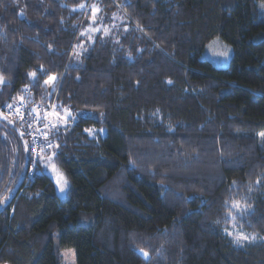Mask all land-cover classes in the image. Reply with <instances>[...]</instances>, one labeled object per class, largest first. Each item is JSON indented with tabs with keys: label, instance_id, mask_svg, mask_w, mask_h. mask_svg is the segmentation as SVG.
<instances>
[{
	"label": "trees",
	"instance_id": "1",
	"mask_svg": "<svg viewBox=\"0 0 264 264\" xmlns=\"http://www.w3.org/2000/svg\"><path fill=\"white\" fill-rule=\"evenodd\" d=\"M88 1L0 0V264H264V0H100L127 28L75 58ZM216 38L227 67L203 57ZM22 100L76 115L44 154L65 199L9 116ZM233 201L256 241L225 233Z\"/></svg>",
	"mask_w": 264,
	"mask_h": 264
},
{
	"label": "rangeland",
	"instance_id": "2",
	"mask_svg": "<svg viewBox=\"0 0 264 264\" xmlns=\"http://www.w3.org/2000/svg\"><path fill=\"white\" fill-rule=\"evenodd\" d=\"M83 6V7H82ZM81 9L85 10V14L87 19L85 25L81 31V37L78 40L77 47L74 53L75 58H80L82 53L87 48L88 44L93 43L99 34H103L106 36H110L112 34H116L118 30H124L127 28V19L121 10L112 11L110 14L104 10L100 0H89L85 2L83 5L80 6ZM260 10H261V19H264V3H260ZM233 55L232 46L226 43L224 40L220 38L214 39L206 48L203 57L212 60L216 65L221 67H227L230 65L231 58ZM42 105L41 112L49 115V119L56 125H67L74 117L76 116L75 113L71 109H65L64 111L58 110L54 105L55 103L52 102L50 107L43 105L41 102H37ZM8 113L11 118H16V120L21 121L23 124V119L20 120L14 115V106L12 105L8 108ZM24 126V125H23ZM24 132L26 137H28V131L24 127ZM91 134L96 136L98 134V130L92 129L90 130ZM102 134L106 133V129H100ZM52 135V134H51ZM54 147L44 148L39 156L41 157V161L43 166L47 169L48 173L53 178L55 185H56V192L61 199L67 198L68 191L70 188V182L66 176V174L60 169V167L56 164L54 156L51 155H44L45 153L50 152L53 150ZM51 158V159H49ZM35 171H37L36 162ZM33 166V163H32ZM54 166V168H53ZM55 169V170H54ZM64 181H67V184H64ZM61 188L64 190L61 191ZM233 214L239 215L235 213L233 210ZM237 224V228L233 229L232 224H229V231L233 232L231 235L232 239L236 231H242L244 234L249 236V239L243 241L239 245H242L246 242H253L256 241V236L247 232L239 222L235 221ZM254 237V239H252ZM258 240V239H257ZM63 261L62 264H77V253L74 248H66L62 250Z\"/></svg>",
	"mask_w": 264,
	"mask_h": 264
},
{
	"label": "built area",
	"instance_id": "3",
	"mask_svg": "<svg viewBox=\"0 0 264 264\" xmlns=\"http://www.w3.org/2000/svg\"><path fill=\"white\" fill-rule=\"evenodd\" d=\"M41 108L43 107L39 103L27 100H22L14 106V116L24 120L23 125L28 131L30 152L34 158H37L44 148H49V143L52 147L54 145L50 138L55 122L49 119V115L42 113ZM34 163L28 170L29 178L36 173Z\"/></svg>",
	"mask_w": 264,
	"mask_h": 264
},
{
	"label": "snow or ice",
	"instance_id": "4",
	"mask_svg": "<svg viewBox=\"0 0 264 264\" xmlns=\"http://www.w3.org/2000/svg\"><path fill=\"white\" fill-rule=\"evenodd\" d=\"M31 75L34 77L35 73H32ZM50 79H55V78L52 77ZM0 83H4L2 78H0ZM7 107L10 108L11 105H8ZM260 135L262 137H264V133H261ZM25 147H27V142H25ZM48 147H52V145L49 143ZM49 159H51V158H49ZM53 168H54V166H53ZM259 182L260 181L257 180V184H259ZM233 183L235 184V182H233ZM64 184L66 185L67 181H64ZM63 190L64 189L61 188V191H63ZM226 204H227V202H226ZM233 210L235 211V213H238L240 217H244L246 215V213H247V205L245 203H242L241 201H233L231 203V205L229 206L228 219H230L233 222V224H232L233 229H236L237 228V224L235 223V221H237V216L235 214H233ZM224 231H225V233L227 235H230V236L233 235V232L229 231L227 228H225ZM248 239H249L248 235L244 234L242 231H236L235 234H234V237H233V242L237 243V244H240L243 241H246ZM252 239H254V237H252ZM141 251H142V253L144 255V258L148 259L149 258V254L147 252L143 251V250H141Z\"/></svg>",
	"mask_w": 264,
	"mask_h": 264
},
{
	"label": "water",
	"instance_id": "5",
	"mask_svg": "<svg viewBox=\"0 0 264 264\" xmlns=\"http://www.w3.org/2000/svg\"><path fill=\"white\" fill-rule=\"evenodd\" d=\"M24 180H25V177H22V178L20 179L19 183L16 185V187H15V189H14V195H13L12 198H14V196H16V195L19 193V191H20V189H21V187H22V184H23ZM1 211H2V209H0V212H1ZM141 254L143 255L142 252H141ZM143 256H144V255H143Z\"/></svg>",
	"mask_w": 264,
	"mask_h": 264
},
{
	"label": "flooded vegetation",
	"instance_id": "6",
	"mask_svg": "<svg viewBox=\"0 0 264 264\" xmlns=\"http://www.w3.org/2000/svg\"><path fill=\"white\" fill-rule=\"evenodd\" d=\"M2 209V208H1Z\"/></svg>",
	"mask_w": 264,
	"mask_h": 264
}]
</instances>
